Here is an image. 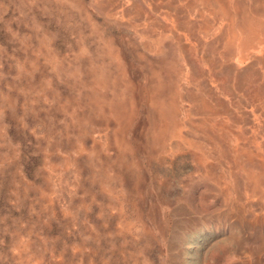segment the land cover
Returning <instances> with one entry per match:
<instances>
[{"label": "rangeland", "instance_id": "obj_1", "mask_svg": "<svg viewBox=\"0 0 264 264\" xmlns=\"http://www.w3.org/2000/svg\"><path fill=\"white\" fill-rule=\"evenodd\" d=\"M0 264H264V0H0Z\"/></svg>", "mask_w": 264, "mask_h": 264}]
</instances>
